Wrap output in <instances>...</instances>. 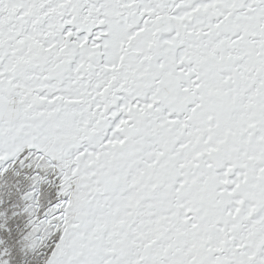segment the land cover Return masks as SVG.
I'll return each mask as SVG.
<instances>
[{"label": "snow or ice", "instance_id": "snow-or-ice-1", "mask_svg": "<svg viewBox=\"0 0 264 264\" xmlns=\"http://www.w3.org/2000/svg\"><path fill=\"white\" fill-rule=\"evenodd\" d=\"M0 264H264V0H0Z\"/></svg>", "mask_w": 264, "mask_h": 264}]
</instances>
